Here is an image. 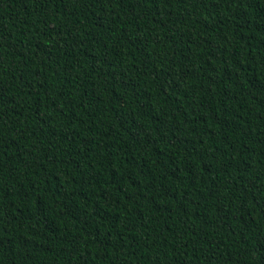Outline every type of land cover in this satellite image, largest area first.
<instances>
[{
  "label": "trees",
  "instance_id": "trees-1",
  "mask_svg": "<svg viewBox=\"0 0 264 264\" xmlns=\"http://www.w3.org/2000/svg\"><path fill=\"white\" fill-rule=\"evenodd\" d=\"M0 264H264V0H0Z\"/></svg>",
  "mask_w": 264,
  "mask_h": 264
}]
</instances>
